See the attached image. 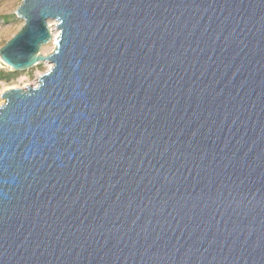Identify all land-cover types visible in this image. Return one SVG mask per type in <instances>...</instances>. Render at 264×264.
Masks as SVG:
<instances>
[{
	"label": "water",
	"instance_id": "obj_1",
	"mask_svg": "<svg viewBox=\"0 0 264 264\" xmlns=\"http://www.w3.org/2000/svg\"><path fill=\"white\" fill-rule=\"evenodd\" d=\"M17 14L2 61L52 65L2 93L0 264H264V0Z\"/></svg>",
	"mask_w": 264,
	"mask_h": 264
},
{
	"label": "rangeland",
	"instance_id": "obj_2",
	"mask_svg": "<svg viewBox=\"0 0 264 264\" xmlns=\"http://www.w3.org/2000/svg\"><path fill=\"white\" fill-rule=\"evenodd\" d=\"M23 0H0V48L3 43L12 38L18 30H20L25 21L17 14V9ZM55 23L53 19L49 20ZM56 29V28H55ZM57 30V29H56ZM55 39H51L45 43L41 52L44 55L50 54L55 48ZM51 67V63L46 61L39 62L37 65L26 70H12L10 69L0 57V69H4L7 72L15 71L11 74V78H0V104L4 102L2 93L10 87H22L33 86L38 83V80L45 71Z\"/></svg>",
	"mask_w": 264,
	"mask_h": 264
},
{
	"label": "bare ground",
	"instance_id": "obj_3",
	"mask_svg": "<svg viewBox=\"0 0 264 264\" xmlns=\"http://www.w3.org/2000/svg\"><path fill=\"white\" fill-rule=\"evenodd\" d=\"M49 22H50V29H51L52 36H53L52 38L56 40V37H58V35H59V30L55 29L56 28V24H55L56 22L55 23H52L51 21H49ZM47 62L51 63V61H49V60H47Z\"/></svg>",
	"mask_w": 264,
	"mask_h": 264
},
{
	"label": "trees",
	"instance_id": "obj_4",
	"mask_svg": "<svg viewBox=\"0 0 264 264\" xmlns=\"http://www.w3.org/2000/svg\"><path fill=\"white\" fill-rule=\"evenodd\" d=\"M7 41H5L4 43H3V45L6 43ZM13 73H15V71H10V72H7V71H5L4 69H0V78H2V79H9V78H11V74H13Z\"/></svg>",
	"mask_w": 264,
	"mask_h": 264
}]
</instances>
